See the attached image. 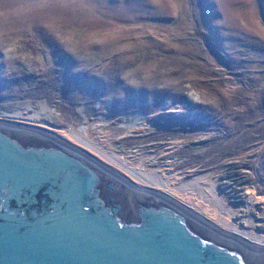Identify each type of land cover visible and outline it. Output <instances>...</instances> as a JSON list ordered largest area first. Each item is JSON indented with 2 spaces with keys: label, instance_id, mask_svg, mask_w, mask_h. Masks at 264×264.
<instances>
[{
  "label": "rangeland",
  "instance_id": "rangeland-1",
  "mask_svg": "<svg viewBox=\"0 0 264 264\" xmlns=\"http://www.w3.org/2000/svg\"><path fill=\"white\" fill-rule=\"evenodd\" d=\"M0 118L264 236V0H0Z\"/></svg>",
  "mask_w": 264,
  "mask_h": 264
},
{
  "label": "water",
  "instance_id": "water-1",
  "mask_svg": "<svg viewBox=\"0 0 264 264\" xmlns=\"http://www.w3.org/2000/svg\"><path fill=\"white\" fill-rule=\"evenodd\" d=\"M0 264H264V248L47 130L0 121Z\"/></svg>",
  "mask_w": 264,
  "mask_h": 264
},
{
  "label": "bare ground",
  "instance_id": "bare-ground-1",
  "mask_svg": "<svg viewBox=\"0 0 264 264\" xmlns=\"http://www.w3.org/2000/svg\"><path fill=\"white\" fill-rule=\"evenodd\" d=\"M0 121H8V122H10V123H14V124H21V125H28V126H33V125H31V124H27V123H22V122H18V121H13V120H9V119H4V118H0ZM34 127H37V126H34ZM38 128H41V127H38ZM41 129H43V128H41ZM44 130H47V129H44ZM47 131H49V130H47ZM50 132V131H49ZM52 133V132H51ZM53 134H55V133H53ZM56 135V134H55ZM58 136V135H57ZM58 137H60V136H58ZM60 138H62V137H60ZM63 140H65L64 138H62ZM66 141V140H65ZM89 142V141H88ZM107 155H108V157H112L113 158V160H119V161H122L121 160V158L119 157V156H116V155H111V154H108V153H106ZM105 154V155H106ZM111 167V166H110ZM128 167V169H130L131 171H133L137 176H139V177H141L143 180H145V181H147V182H152L151 180H149V178L148 177H150V175H148V174H146V173H142V171H139V170H137V169H133V168H131V167H129V166H127ZM112 168V167H111ZM114 169V168H113ZM115 171H117L116 169H114ZM119 174H121V175H123V176H126L127 178H129V179H131L130 177H128L127 175H124V174H122L121 172H119V171H117ZM147 175H148V177H147ZM159 178V176H157V178L156 179H158ZM132 180V179H131ZM159 180V179H158ZM158 180H156V183H157V181ZM132 181H134V180H132ZM135 182V181H134ZM158 183L160 184H162V181H161V178H160V182L158 181ZM135 184L136 185H138V186H140V187H145V188H151V189H155V190H157V191H160V192H162L161 190H159V189H157V188H155V187H151V186H148V185H140V184H138L137 182H135ZM162 193H164V194H166L167 196H169L167 193H165V192H162ZM169 197H171V198H173L172 196H169ZM173 199H175V198H173ZM177 201H179L183 206H185L186 208H189L190 210H192L194 213H196L193 209H192V207L189 205V204H187V203H185L184 201H181V200H177ZM198 213H196V215H197ZM198 216V215H197ZM202 217V216H201ZM204 217V216H203ZM202 217V218H203ZM203 219H205L206 221H209L208 219H206V218H203ZM222 229V228H221ZM224 231H227V232H229V233H233L234 235H237V236H239L240 238H243V239H245V240H247V241H250L252 244H254V245H257V247H259V248H264V236H262V235H256V234H253L250 230H248V231H243L241 228H239L238 226H236V225H230V228H229V230H227V229H223ZM244 234V235H243ZM245 237V238H244Z\"/></svg>",
  "mask_w": 264,
  "mask_h": 264
}]
</instances>
